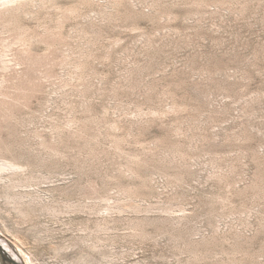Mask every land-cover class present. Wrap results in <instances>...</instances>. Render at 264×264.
<instances>
[{
  "label": "rangeland",
  "instance_id": "obj_1",
  "mask_svg": "<svg viewBox=\"0 0 264 264\" xmlns=\"http://www.w3.org/2000/svg\"><path fill=\"white\" fill-rule=\"evenodd\" d=\"M0 59L15 260L264 264V0H29Z\"/></svg>",
  "mask_w": 264,
  "mask_h": 264
},
{
  "label": "bare ground",
  "instance_id": "obj_2",
  "mask_svg": "<svg viewBox=\"0 0 264 264\" xmlns=\"http://www.w3.org/2000/svg\"><path fill=\"white\" fill-rule=\"evenodd\" d=\"M27 1H29V0H0V11H3L4 9H10V8H12V9H14L15 7H17V5H21V4H23V3H26ZM30 3V2H29ZM4 55V54H3ZM7 56V55H6ZM5 56V57H6ZM2 57V56H1ZM2 59V58H1ZM0 59V60H1ZM3 59H4V57H3ZM1 61H4V60H1ZM0 61V62H1ZM6 62V61H5ZM2 63V62H1ZM7 66V65H6ZM5 66V67H6ZM0 84H2V83H0ZM21 167H20V165L17 163V162H15V161H5V160H0V175L2 174V173H5V172H15V171H18L19 169H20ZM15 175V174H14ZM13 176V175H12ZM1 178V177H0ZM3 178V177H2ZM1 180V179H0ZM15 196H17V195H15ZM15 196L13 197V198H15ZM18 198V197H17ZM14 200V199H13ZM12 200V201H13ZM14 203H15V201H13ZM15 204H17V203H15ZM19 205V204H18ZM0 246L2 247V250L5 252V254L7 255H10V257H12L11 256V252H10V250H9V248L7 247V246H3L1 243H0ZM2 256H1V252H0V264H2ZM13 258V257H12ZM14 259V258H13ZM15 260V259H14ZM16 261H18V260H16Z\"/></svg>",
  "mask_w": 264,
  "mask_h": 264
},
{
  "label": "water",
  "instance_id": "obj_3",
  "mask_svg": "<svg viewBox=\"0 0 264 264\" xmlns=\"http://www.w3.org/2000/svg\"><path fill=\"white\" fill-rule=\"evenodd\" d=\"M0 252L2 256V264H24L22 260L19 259V261L14 260L10 255H6L5 252L2 250V247L0 246Z\"/></svg>",
  "mask_w": 264,
  "mask_h": 264
}]
</instances>
